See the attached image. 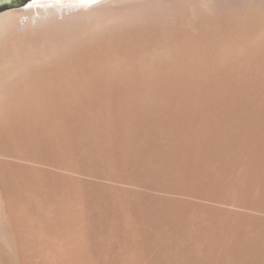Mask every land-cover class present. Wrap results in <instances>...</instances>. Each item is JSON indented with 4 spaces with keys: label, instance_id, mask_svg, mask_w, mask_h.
Here are the masks:
<instances>
[{
    "label": "bare ground",
    "instance_id": "6f19581e",
    "mask_svg": "<svg viewBox=\"0 0 264 264\" xmlns=\"http://www.w3.org/2000/svg\"><path fill=\"white\" fill-rule=\"evenodd\" d=\"M14 1L20 0H0V8ZM41 4L47 5L0 15V258L6 264L25 249L22 223L17 225L7 210L20 204L27 214L38 192L41 204H56L59 194L76 197L70 178L61 172H40V165L62 170L64 154L78 151L93 163L100 159L98 142L105 141L111 162L123 147L130 153L152 154L149 164L141 160L139 165L146 177H156L153 161L162 164L166 155L173 162L188 152L182 146L191 114L187 106L194 93L207 91L208 85L214 93L221 88L225 101L232 100L228 104L233 110L221 112L225 126L242 131V125L253 123L264 140V0H44ZM224 49L244 53H233L234 57L229 53L233 58H228L222 55ZM220 62L253 63L252 69L241 64L232 70ZM256 67L261 73L252 111L246 97L250 85L240 76H250ZM206 73L210 81L202 82ZM221 130L216 127L212 134ZM200 148L193 151L200 153ZM210 149L203 151L208 156L216 153ZM250 153L249 167L262 173L264 149ZM262 192L264 212V188ZM73 204H65L68 212ZM164 205L145 211L155 214L158 209L167 217L174 210ZM236 220L233 225L219 224L224 228L215 231L198 222L194 233L206 237L201 247L218 250L208 264H264V219ZM22 264L30 263L23 257Z\"/></svg>",
    "mask_w": 264,
    "mask_h": 264
},
{
    "label": "rangeland",
    "instance_id": "374dc122",
    "mask_svg": "<svg viewBox=\"0 0 264 264\" xmlns=\"http://www.w3.org/2000/svg\"><path fill=\"white\" fill-rule=\"evenodd\" d=\"M41 1L44 0H27L18 6L2 7L0 8V15L7 12H28L31 9L42 8L47 5H42ZM52 1L57 2V0ZM48 4L53 5V3ZM235 50L239 52L236 53ZM227 51L222 50V55L228 58H233V53L238 55L244 53L239 49H230L231 52ZM244 55H246L245 57L248 56L246 53ZM252 63L220 62L221 66L232 70L238 67L242 68L243 64V68L252 69ZM256 69L250 72V76H240L241 79H244V82L250 85L246 97L250 103L252 102L251 108L249 107L252 111L256 110L253 99L258 88L256 80L261 73L258 67ZM262 76L264 77V74ZM254 77L255 79H253ZM208 79L210 81L209 74L206 73L202 78V82H208ZM216 86L224 87L223 84L222 86L216 84ZM194 94L195 98H192V105L187 106L189 108L188 113L191 114L188 116L190 119L185 126L187 135L182 140V146L188 152L185 153L184 151L185 154H182L181 159L175 158L173 162H171L169 156L165 157V155L164 158H168L164 160L165 165L164 161L162 164L159 161L158 164L157 160H152L153 164H150L153 165L152 169L157 168L155 171L158 170L156 172L158 176L156 177H146V174L141 172L142 164L139 165V163H142L141 160H143V164H145V161L149 164L152 154L148 155L149 152L144 154L133 150L134 157L130 155L132 154L130 153L131 149L126 147L127 150L125 151L126 148L123 147L116 154V161L111 162L110 155L105 151V149H108V143L105 141L98 142L97 149L99 153L97 156L100 159L96 158V160L99 161H93L92 163L84 151H78L76 154H64L65 163L63 166L65 168L62 170L49 164L40 165L43 166L40 172H61L67 178H70L76 189L74 190L76 191V197L69 199L59 194L61 200H58L56 204H41L39 196L41 193L38 192L39 194L33 196L34 201H32L30 211L27 214L23 213L25 208L20 204H14L11 207L13 210L11 208L10 211L7 210L14 218L16 217L14 220L16 224L18 223L17 225L22 223L20 225L22 230L20 238L25 241L26 249H22L24 251H20L21 253L19 252L18 256L15 254L17 256L14 255L16 260L13 258L14 261L11 263L22 264V258L26 257L30 264H208L207 260L213 257L214 254L212 253L218 250L209 251L201 247L206 237L203 240L200 235L194 233L197 225H199L198 222H204L205 227H210L215 231L217 227L224 228L219 224L233 225L237 221L236 217H241L243 221L246 219L245 222L258 217L264 219V212H261L264 171L261 173V170L249 167V161L251 160L249 157L252 154L250 151L252 149L254 152L258 149H264L262 147L264 146V140L261 138L260 129L257 126L255 127L253 123L252 126L249 124L247 127L242 125L244 127L242 131L233 130L235 128H231L230 125L225 126L226 123L221 121V112L222 110H233L234 107L228 104L229 101H232L231 99L227 101L223 99L221 88L219 93H214L208 85L207 91L195 92ZM212 97L216 98L213 99ZM207 102L209 103L207 104ZM176 106H179V104ZM168 107V109H173L175 105H168ZM216 127L220 130L226 129L219 131L220 134H212ZM251 128L253 132L256 131L257 133H253ZM249 132H251L250 135H247ZM241 145H244V147H241ZM258 145H260L259 148ZM186 146L190 147L187 149ZM196 146L202 148H200V153L193 151L194 148H197ZM208 146L211 148H209L211 152L215 149L216 153L213 151L208 156L205 153L209 150H207ZM165 147H168L167 144ZM218 152L219 155H215ZM137 155L142 156L141 162L137 163V160H139L136 158ZM144 155L148 156L145 157ZM212 159L218 160L214 162ZM260 161L262 162V160ZM263 163L261 165L264 166ZM154 164L157 166L154 167ZM255 164L252 165L255 166ZM33 181L37 182L36 180ZM248 188L252 190L249 191ZM64 203L73 204L74 209L72 208L68 212V208H65ZM166 203L169 206L171 205V211L174 210L167 215L168 218L158 211V209L166 207L164 205ZM146 207L158 208L157 213L145 211ZM24 232L28 235L25 236ZM232 234L233 232L228 233L229 236H232ZM261 236L264 235L261 234ZM26 245H28L27 248ZM1 261L4 262L1 259L0 264H6L1 263Z\"/></svg>",
    "mask_w": 264,
    "mask_h": 264
},
{
    "label": "water",
    "instance_id": "95a60500",
    "mask_svg": "<svg viewBox=\"0 0 264 264\" xmlns=\"http://www.w3.org/2000/svg\"><path fill=\"white\" fill-rule=\"evenodd\" d=\"M26 1L27 0L14 1V2L8 4L7 6H18V5L25 3Z\"/></svg>",
    "mask_w": 264,
    "mask_h": 264
}]
</instances>
